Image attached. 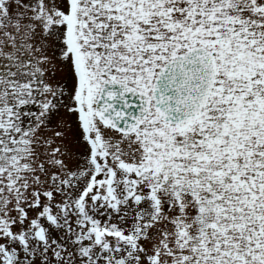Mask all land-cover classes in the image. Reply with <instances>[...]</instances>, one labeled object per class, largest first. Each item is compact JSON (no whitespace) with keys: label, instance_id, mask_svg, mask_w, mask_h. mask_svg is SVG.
Returning a JSON list of instances; mask_svg holds the SVG:
<instances>
[{"label":"snow or ice","instance_id":"6c2138e0","mask_svg":"<svg viewBox=\"0 0 264 264\" xmlns=\"http://www.w3.org/2000/svg\"><path fill=\"white\" fill-rule=\"evenodd\" d=\"M0 264H264V0H0Z\"/></svg>","mask_w":264,"mask_h":264}]
</instances>
